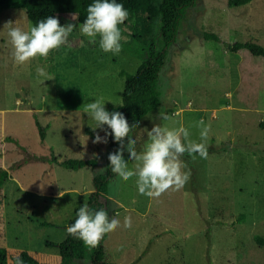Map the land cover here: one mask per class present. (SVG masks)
<instances>
[{"label":"rangeland","instance_id":"obj_1","mask_svg":"<svg viewBox=\"0 0 264 264\" xmlns=\"http://www.w3.org/2000/svg\"><path fill=\"white\" fill-rule=\"evenodd\" d=\"M181 13L159 73V107L138 121L133 134L138 151L149 143L154 124L185 127L191 139L202 142L197 125L204 120L210 125L208 158L185 154L188 182L158 198L139 194L136 177L123 181L113 174L107 211L121 227L104 244L111 264H245L242 256L253 253L254 264H264V247L256 244L264 239V60L244 50L231 53L227 46L235 40L264 47V0L236 7L227 0H195ZM142 19L138 12L125 23L140 29ZM9 21L25 30L31 25L24 10L0 9V153L8 174L0 189V248L56 254L46 243L64 240L73 210L93 191L89 171L64 169L60 162L112 153L109 138L106 145L94 144L86 132L95 123L85 105L103 98L107 111L120 112L125 76L140 62L86 45L74 61L54 51L46 60L19 66L3 30ZM202 32L218 41L203 40ZM207 53L219 65L220 77L211 86ZM38 68L47 75L40 76ZM65 86L78 87V109H58V89ZM159 113L169 119H159ZM92 132L104 136L99 129ZM126 216L130 228L123 227Z\"/></svg>","mask_w":264,"mask_h":264},{"label":"trees","instance_id":"obj_2","mask_svg":"<svg viewBox=\"0 0 264 264\" xmlns=\"http://www.w3.org/2000/svg\"><path fill=\"white\" fill-rule=\"evenodd\" d=\"M195 0H117L122 3L129 15H136L138 12L143 14L142 26L139 29L137 24L129 25L124 23L123 34L126 37L122 40V53L136 59L140 62L136 72L133 75H127L124 79L123 91L121 95L120 112L124 114L129 124L136 123L148 114L157 111L160 104V95L157 90L159 73L165 63L168 47L175 41L177 27L182 16V11L192 6ZM250 0H227L229 7H236L247 4ZM94 0H0V9H22L30 24L34 26L39 20L49 16L59 19L61 26L69 23L76 24L77 27L69 37V46H65L56 52H65L71 60L76 59L81 47L86 45L95 49L99 43L91 44L88 38L83 36L79 27L83 24L87 16V7ZM73 14L76 20H72ZM203 40L218 41L215 34L206 32L201 33ZM231 53L244 50L253 57H260L264 60V47L253 42H239L231 40L227 43ZM205 64L208 69L206 83L213 85L217 82L220 75L217 73L219 65L213 59L210 53L205 56ZM79 89L71 86H65L58 89V95L61 101L58 103V109H78L79 108ZM1 116V113H0ZM86 132L95 139L91 129ZM41 139L44 133L40 131ZM110 140V150L114 148L115 142L112 137ZM7 140V139H4ZM3 140L1 138L0 122V149ZM107 157L85 158L78 160H63L60 166L68 170H78L87 168L91 174V184L93 191L90 192L86 201L90 208L98 210L104 208L107 210V184L113 173L109 167ZM7 172L1 165L0 153V189L4 180L7 179ZM82 206L79 202L73 210V216L68 221L67 227L75 222L77 212ZM67 229V228H66ZM107 235L96 248L86 247L79 239L73 238L66 231L64 240L58 244L46 243V246H55L56 254H45L39 252H29L26 250L7 251L4 247L0 248V264H14L17 256L23 261V264H70L75 262L79 264H111L110 253L104 242ZM258 249H263L264 239H256ZM245 264H254L257 262L256 253L243 255Z\"/></svg>","mask_w":264,"mask_h":264},{"label":"clouds","instance_id":"obj_3","mask_svg":"<svg viewBox=\"0 0 264 264\" xmlns=\"http://www.w3.org/2000/svg\"><path fill=\"white\" fill-rule=\"evenodd\" d=\"M128 19L129 12L117 0H94L87 7V16L79 31L88 38L89 43L98 42L104 53L115 56L122 51L121 42L126 37L122 35L121 25ZM72 20H76L75 14ZM76 27L73 23L61 26L58 18L49 16L39 20L34 26L30 25L27 30L19 26L18 21L5 23L3 30L7 29L15 64L26 66L37 58L46 60L52 52L69 46V37ZM37 72L40 76L47 75L43 68H38ZM105 104L103 98H99L85 105L86 112L95 123L92 130L104 132L103 137L96 132L93 143L106 145L108 137H112L119 147L108 154L111 172L123 181L136 177L139 194L158 198L170 189L183 188L190 178V171L186 170L182 157L187 154L194 159L198 154L201 158H208L206 141L210 125H206L204 120L197 125L202 142L191 139V133L185 127L170 129L154 124L147 131L149 143L143 151H138L133 133L140 127L139 123L130 125L123 113L109 112ZM158 118L169 119L164 113H159ZM125 152L128 160L125 159ZM93 158H97L95 154ZM129 161L136 162L134 168L129 167ZM120 227V221L114 216L109 217L106 209L94 210L85 202L79 208L75 222L66 231L73 238L81 240L86 247L96 248L106 235ZM123 227H131L130 217L124 218ZM14 264H23V261L17 256Z\"/></svg>","mask_w":264,"mask_h":264},{"label":"crops","instance_id":"obj_4","mask_svg":"<svg viewBox=\"0 0 264 264\" xmlns=\"http://www.w3.org/2000/svg\"><path fill=\"white\" fill-rule=\"evenodd\" d=\"M82 169H86L87 171H89L87 168H82ZM90 172V171H89ZM91 173V172H90ZM90 178V180L92 179V174H91V176L89 177Z\"/></svg>","mask_w":264,"mask_h":264}]
</instances>
